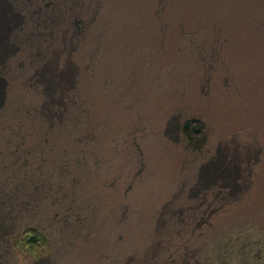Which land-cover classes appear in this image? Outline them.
Returning a JSON list of instances; mask_svg holds the SVG:
<instances>
[{"label": "rangeland", "instance_id": "rangeland-1", "mask_svg": "<svg viewBox=\"0 0 264 264\" xmlns=\"http://www.w3.org/2000/svg\"><path fill=\"white\" fill-rule=\"evenodd\" d=\"M182 1L0 0V264H264V0Z\"/></svg>", "mask_w": 264, "mask_h": 264}, {"label": "bare ground", "instance_id": "bare-ground-1", "mask_svg": "<svg viewBox=\"0 0 264 264\" xmlns=\"http://www.w3.org/2000/svg\"><path fill=\"white\" fill-rule=\"evenodd\" d=\"M256 0H183L177 11L176 19L170 25V42L165 56L170 54V47L176 41L180 28L192 30L198 19V14L210 13L215 8L224 4L235 12L250 13L255 9ZM228 17V16H227ZM249 17V16H248ZM229 18V17H228ZM231 18V17H230ZM235 44L231 50L233 58H241L245 67L256 76L259 84L263 87L264 94V40L260 39L254 32V23L248 24L243 19L232 20ZM168 34V33H167ZM223 108L230 111V104L224 103ZM264 111V101L262 105ZM258 185H264V172L258 174Z\"/></svg>", "mask_w": 264, "mask_h": 264}, {"label": "trees", "instance_id": "trees-1", "mask_svg": "<svg viewBox=\"0 0 264 264\" xmlns=\"http://www.w3.org/2000/svg\"><path fill=\"white\" fill-rule=\"evenodd\" d=\"M6 34V22H2V23H0V55L3 53V51H6V48H3V42L1 41V38L4 36ZM2 95L3 94H1L0 93V103L2 102Z\"/></svg>", "mask_w": 264, "mask_h": 264}]
</instances>
